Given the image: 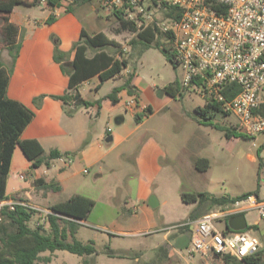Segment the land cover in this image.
I'll return each mask as SVG.
<instances>
[{
    "label": "rangeland",
    "instance_id": "rangeland-1",
    "mask_svg": "<svg viewBox=\"0 0 264 264\" xmlns=\"http://www.w3.org/2000/svg\"><path fill=\"white\" fill-rule=\"evenodd\" d=\"M69 1L62 0V3L66 6ZM91 2L95 4L96 12L102 14V17H99V22L97 18H94L93 22L86 25L87 29L92 32L93 24L95 27L98 26V29H107L110 35L119 41V48L127 52L129 66L119 75L122 77L109 78L99 88L95 84L101 82L100 77L93 78L92 81L83 86V95L92 102L96 100L103 102L114 87L122 85L129 74L134 72L139 100L142 104L151 103L155 113L151 116L153 111L148 112V121L139 126L140 122L136 115H133L126 105V101L130 99V96L126 94L115 112L110 110L108 102H106L102 114L98 113L96 105L80 108L76 113L75 123L79 126L83 121H86L87 129L90 128L89 135L83 140V143L84 141L87 142L90 135L95 134L96 131L100 135L106 134L108 128L114 130L118 126L117 118L123 115L126 118L127 133L131 131L129 136L131 140L133 138L136 140L135 144L127 148L126 143L119 146L115 141L108 142L106 140L108 135L101 137L92 145L85 161L80 160L73 163V159L68 165H64L67 166L73 184L54 194L51 192L52 190L45 188L44 184L39 183L37 179L55 176L57 175L54 173L55 171L46 164L34 168L32 162L18 146L15 150L8 193L11 195L15 190L24 189L11 198L30 202L39 210L38 213H34L29 221L32 227L39 226V221L41 222L45 217L44 210L50 209L51 205L57 201L65 200L77 192L90 195L95 200V205L89 217L81 223L76 237L84 242L97 239L99 254L96 256L95 263L122 264L119 259L108 257L104 248L109 242L102 234H107L111 227L109 226L110 221L118 215V204L121 203V198L125 193L130 196V206H132L133 201H136V196L132 192V190L138 191L140 182V172L136 160L142 143L152 131L155 133L156 139L167 150L169 156L166 159L167 170L164 177L153 187L155 192L152 194L161 199V205L155 210L160 214L162 212L165 215L174 214L171 219L177 221L175 224L181 222L182 219L185 220L183 222L189 219L188 215L182 218L185 215L186 206H188L187 202L181 198L183 191H209L216 196H234L255 190L258 185L264 187V167L259 168L257 158V148L264 144V134H259L255 139L246 136L239 128V120L234 113H225L219 110L214 112L211 117L201 115L196 108L205 106L206 99L197 90L184 88L181 93L175 96L166 92L165 87L167 85L175 80L181 81L182 67L175 64L163 51L154 46L143 52L140 51V45L134 47L131 44V39L135 37V33L121 26L120 20L112 9L104 5L103 0H92ZM19 11L39 12L40 9L39 7L34 8L25 4H18L16 12ZM78 11L80 13V10ZM149 13L156 18L166 19L164 11L160 8H151ZM106 21L107 23L102 27L100 24ZM2 23V16L0 15V60L10 62L12 57H10V51L3 39ZM163 41H165L164 38ZM108 49L118 51V48L115 47ZM72 104L74 106L75 103L72 102ZM133 108H139V106ZM160 108L163 109L160 110ZM227 127H235L236 134L227 137L225 130ZM144 136L145 138H143ZM122 150L126 151L125 157L120 156ZM263 152L264 148L262 154ZM48 154L49 150L44 151L43 156L46 157ZM100 155L104 159L101 162H96L95 159ZM199 156L210 159L208 169L201 170L195 166V161ZM83 168H88L89 173H83ZM47 172L48 174H46ZM16 173L23 174L25 178H15L14 174ZM97 174H101V176L97 177ZM207 206L203 205L199 211L205 210L203 213H207L220 208V206H213L206 210ZM250 219L248 218L249 223L251 222ZM224 225L223 222L218 224L220 228H223ZM44 228L46 231L50 230L49 226L45 225ZM252 233L259 237L264 246V222L259 227L252 228ZM42 254L43 257L52 256L49 251ZM193 259L195 264H202L201 262L206 260L198 253L193 256ZM79 263H82L81 256L68 250H57L56 254L53 255L52 264ZM37 264L50 263L41 259L37 261ZM88 264H92V259Z\"/></svg>",
    "mask_w": 264,
    "mask_h": 264
},
{
    "label": "crops",
    "instance_id": "crops-1",
    "mask_svg": "<svg viewBox=\"0 0 264 264\" xmlns=\"http://www.w3.org/2000/svg\"><path fill=\"white\" fill-rule=\"evenodd\" d=\"M90 2L75 6L73 11H66L67 5H63L62 0L61 6L55 9H51L49 6L28 5L34 8L39 7V12H16L15 7L9 17L18 27V37L20 38L22 35L20 38L21 47L19 53L15 56L10 52V57H12L10 62L7 60L2 62L0 60L5 68L10 69L7 96L21 102L35 113L31 122L21 134V138L37 139L43 146L45 152L47 150L50 152L52 149H58L62 153L73 152V163L80 160L85 161L88 158V151L91 149L92 145L105 135H111L113 137L111 141H115L119 146L126 143L127 148L131 147L136 142L134 138L131 140L129 136L131 131L127 133V127L125 125L126 118L121 115L117 118L118 126L114 130L108 128L106 134L102 133L100 135H98L96 131L95 134L90 135L87 143H83V140L89 135L90 130V128L87 129L86 127L87 122L83 121L82 124L78 126L75 121L76 113L79 110L70 115L67 113L65 107L69 106L72 108V102L65 105L61 99L53 97V95H62L70 90L69 74L67 70L72 69V61L75 57V49L73 47L81 38L83 29H86L89 34L103 31L109 37L114 38L107 29H98L99 27H95L94 24L92 32L87 29L86 25L93 22L94 18H97L99 22V17H102V14L96 12L97 8L95 4ZM78 10H80V13ZM51 12L56 15V20L52 23H47L46 20ZM106 23L107 21L102 22L100 25L104 27ZM53 35L59 39L60 50L67 54L62 62L55 60L56 44L52 38ZM107 50L112 54H116V50ZM95 52L96 50L92 47L87 50L89 56H92ZM62 63L67 66V70L63 69ZM95 77L99 76L95 75L89 80L79 84L77 91L83 98L87 99L82 92L83 86L92 81ZM115 77L122 76L117 75ZM102 83L103 82L99 81L95 85L99 88ZM132 83L135 86V96L139 104L149 105L151 111H153L154 106L151 103L142 104L139 100L136 74L134 75ZM125 94L130 97L132 96L127 89H123L118 94L120 97L118 103L114 104L110 99L104 100L100 108V114L103 113L106 102L109 103L110 110L115 112ZM40 96L44 97L40 103L37 104L35 99ZM129 109L133 115H136V113L140 111L139 108ZM162 109L163 108H160V110ZM154 113L153 111L151 116ZM148 116V114L143 116L139 126L148 121ZM150 134L142 143L136 160L140 172L138 191L135 192L132 190L133 194L136 196V201H133L132 206H130V196L128 193H125L121 198V203L118 204V215L110 221L109 226L111 227L108 229L107 234H102L106 237V241L109 242L108 244L111 248L116 252L115 256L106 254L108 257L119 259L122 261L120 262L122 264H195L193 256L197 253L190 252L193 233L196 230L195 221L205 214L203 213L205 210L198 211V216L196 218H191L190 215L197 207L198 202H187L188 206H186V212L182 218L188 215L189 219L186 222H183L185 220L182 219L181 222L183 223L179 222L177 224H175L177 221L171 219L174 214L169 213L165 215L163 212L161 214L156 212L155 208L161 205V199L152 194L155 192L153 187L164 177V173L167 170L166 159L169 158V156L167 150L156 139L155 133L152 131ZM143 138H145V136ZM82 143L83 145H81ZM14 155L7 184L8 198L24 190H15L11 195L8 193ZM125 155L126 151L122 150L120 156L125 157ZM103 159L104 158L100 155L95 161L101 162ZM253 159L255 160L256 158ZM64 165L61 157L54 159L51 164V169L54 170V173L57 175L52 177L45 176L46 182L55 180V182L60 185L61 188L59 191L65 190L73 184L72 177L68 174L67 166ZM85 169L88 168H83V173L88 174L90 170L88 169V172H85ZM80 171L81 169L79 172ZM19 174L21 173L14 174V177L19 178ZM46 174H48V172ZM51 192L54 194L58 191ZM75 194H84L91 197L86 193L77 192L71 194L68 198ZM152 195L159 201V205L155 207L150 204ZM57 202H60V200ZM251 218L256 220V214H251ZM79 221L81 223L85 222V220ZM263 222L264 221H259L256 228ZM93 240L98 245L97 239L94 238ZM260 242L263 248V242L261 240ZM161 245H164L167 251L165 248L162 250L159 249ZM56 252L57 250L52 253L50 264H52L53 255H55ZM98 254L91 256L92 264H98L95 263ZM81 258L82 263L79 264H83L84 260L89 257L81 256ZM211 258V260L206 259L205 262H200L202 264H226L223 258L215 257L214 255Z\"/></svg>",
    "mask_w": 264,
    "mask_h": 264
},
{
    "label": "trees",
    "instance_id": "trees-1",
    "mask_svg": "<svg viewBox=\"0 0 264 264\" xmlns=\"http://www.w3.org/2000/svg\"><path fill=\"white\" fill-rule=\"evenodd\" d=\"M90 1L91 0H70V3L66 6V11H73L75 6ZM144 1L149 10H151V8L162 9L166 16L165 21L168 23L179 20L183 15V8L169 4L164 0ZM40 2L41 0H0V15L3 20L1 31L7 48L14 56L19 53L21 47L20 38L22 35L20 38L18 37V27L10 20L9 16L18 4L41 5ZM47 6L51 9H55L61 6V0H48ZM215 7L221 13L226 11L225 6L220 3L216 4ZM129 9L128 6H125L121 9H114L113 13L120 20L121 26L124 29H129L135 33V37L131 39V44L134 47L140 45V51L142 52L154 46L163 51L171 61L177 64L173 50L172 30L166 33L153 24H149L145 28H139L137 19L140 18V15L136 16V20L128 18ZM55 20L56 15L51 12L46 22L52 23ZM52 38L56 44L55 60L62 62L67 54L60 50L59 39L54 35ZM163 38L165 41H163ZM91 47L94 48L96 52L92 56H89L87 50ZM109 47L118 48L116 54L110 53L107 50ZM119 47V41L109 37L103 31L89 34L86 29L82 30L81 38L73 47L75 49V57L72 61V69L67 70V66L64 63L61 64L63 69L67 70L69 74L70 90L62 95H53L54 98L61 99L65 105L74 101L75 104L72 108L69 106L65 107L68 114L72 115L80 108L90 105H96V107H98V113L100 112L102 105L101 100L92 102L83 98L77 91L78 86L83 81L89 80L95 75L100 77L101 82L121 75L124 69L129 66V61L126 56L127 52ZM134 75L135 73L131 72L122 85L114 87L112 92L108 94L107 99H110L114 104L118 103L120 101L118 94L123 89H127L130 95H135L136 90L132 83ZM9 80L10 69L5 68L0 61V200L8 198V177L14 151L18 146L32 162L34 168H38L43 164L50 167L54 159L67 155H74L73 152L62 153L58 149H52L48 156L45 157L43 156L45 150L37 139L21 138V134L33 119L35 113L21 102L7 96ZM233 86H235V92H238V87H236V85ZM165 90L169 94L175 96L177 93H181L183 89L181 88V82L175 80L167 85ZM226 93H228L227 89ZM43 97L44 96L37 97L35 102L39 104ZM148 110L151 112L149 105ZM196 110L205 117H211L214 112L220 109L216 103L206 101L205 106H199ZM260 111L264 113V104L260 108ZM144 115L145 114L141 111L136 113V118L139 122ZM235 129V127L225 128L226 136L232 137L235 135ZM263 148L264 144L257 148V158L260 169L264 167ZM195 166L201 170H206L210 167V159L208 157H198L195 161ZM37 181L43 183L45 188H49L55 192L59 191L61 188L54 180L46 182L44 178L40 177ZM259 188L260 185H258L255 190L243 192L234 196H216L209 191L182 192L181 195L186 202H198L197 207L190 215L191 218H196L199 209L203 205H208L206 210L211 209L213 206H224L246 197ZM94 205L95 200L84 194H75L67 200L52 204L50 209L55 213L48 214L50 222L49 231H46L43 225L32 227L29 224V221L36 212L34 208L19 205L15 210H10L6 207L0 212V264H37V261L41 259L50 262L52 256L43 257L42 253L45 251L53 253L56 250H68L77 255L89 257L83 262V264H88L91 259L90 257L99 253L98 246L93 239H90L88 242L78 239L76 237V232L81 225L79 220H86ZM164 248L166 250L164 245L159 247L161 250ZM104 251L111 256L116 255V252L109 244L105 245ZM219 257L223 258L226 264H264V247L257 253L244 257L243 259H237L230 255Z\"/></svg>",
    "mask_w": 264,
    "mask_h": 264
},
{
    "label": "built area",
    "instance_id": "built-area-1",
    "mask_svg": "<svg viewBox=\"0 0 264 264\" xmlns=\"http://www.w3.org/2000/svg\"><path fill=\"white\" fill-rule=\"evenodd\" d=\"M164 1L183 8L179 20L168 23L154 17L144 0H103V3L112 10L128 6V18L136 20L140 15L139 28L153 24L166 33L172 30L175 61L183 69L181 88L197 90L206 101L216 103L221 111L234 113L245 135L255 139L264 134V113L260 111L264 104V0ZM40 3L47 6L48 0ZM218 3L225 6L224 13L216 9ZM233 85L238 87V92ZM126 105L128 108L139 106L144 114L149 112L148 105H140L135 95ZM73 159V155L61 157L65 165ZM18 177L25 178L23 174ZM19 205L39 211L25 200L6 198L0 200V212L6 207L15 210ZM44 212L45 217L39 225L50 227L48 214L55 212L51 209ZM241 213L246 215L247 227L242 230L229 228L228 219ZM253 213L256 220L250 216ZM248 218H251L250 223ZM259 221H264V187L196 220L190 252L205 259L213 255L243 259L255 254L262 249L259 237L252 233ZM222 222L225 225L220 228L218 224Z\"/></svg>",
    "mask_w": 264,
    "mask_h": 264
},
{
    "label": "water",
    "instance_id": "water-1",
    "mask_svg": "<svg viewBox=\"0 0 264 264\" xmlns=\"http://www.w3.org/2000/svg\"><path fill=\"white\" fill-rule=\"evenodd\" d=\"M113 139V137L110 135L107 137V141L110 142L111 140ZM97 177L98 176H101V174H97L96 175ZM150 204L155 207L157 205H159V201L157 200V198L152 195L151 198H150ZM227 225L229 228L231 229H234V230H242V229H245L248 225L247 223V218H246V215L241 213V214H237V215H234V216H231L228 221H227ZM215 257H219L218 255H214Z\"/></svg>",
    "mask_w": 264,
    "mask_h": 264
}]
</instances>
